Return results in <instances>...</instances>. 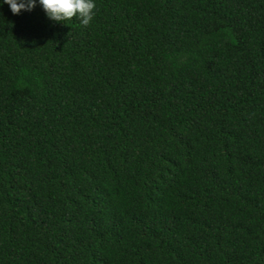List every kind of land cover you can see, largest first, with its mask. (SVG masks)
Listing matches in <instances>:
<instances>
[{
    "label": "trees",
    "instance_id": "obj_1",
    "mask_svg": "<svg viewBox=\"0 0 264 264\" xmlns=\"http://www.w3.org/2000/svg\"><path fill=\"white\" fill-rule=\"evenodd\" d=\"M0 0V264H264V0Z\"/></svg>",
    "mask_w": 264,
    "mask_h": 264
},
{
    "label": "clouds",
    "instance_id": "obj_2",
    "mask_svg": "<svg viewBox=\"0 0 264 264\" xmlns=\"http://www.w3.org/2000/svg\"><path fill=\"white\" fill-rule=\"evenodd\" d=\"M10 6L13 14H20L22 10L31 11L37 0H3ZM50 20L64 22L78 19L84 26H88L95 16V0H39Z\"/></svg>",
    "mask_w": 264,
    "mask_h": 264
}]
</instances>
